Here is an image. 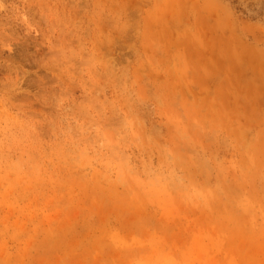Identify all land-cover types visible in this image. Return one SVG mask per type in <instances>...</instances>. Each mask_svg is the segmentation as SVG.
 <instances>
[{"label":"rangeland","instance_id":"374dc122","mask_svg":"<svg viewBox=\"0 0 264 264\" xmlns=\"http://www.w3.org/2000/svg\"><path fill=\"white\" fill-rule=\"evenodd\" d=\"M0 264H264V0H0Z\"/></svg>","mask_w":264,"mask_h":264}]
</instances>
